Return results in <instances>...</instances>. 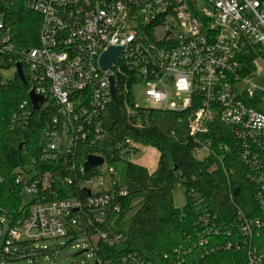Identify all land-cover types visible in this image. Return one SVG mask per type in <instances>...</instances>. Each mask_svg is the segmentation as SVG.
Listing matches in <instances>:
<instances>
[{"label": "built area", "instance_id": "2783aa9c", "mask_svg": "<svg viewBox=\"0 0 264 264\" xmlns=\"http://www.w3.org/2000/svg\"><path fill=\"white\" fill-rule=\"evenodd\" d=\"M22 2L41 15L39 46L20 52L28 93L34 91L45 98L38 111L49 105L59 110L40 141L41 157L70 153L77 141L90 137L101 139L100 117L114 100L111 79L117 96V81L131 77L133 96L134 86L143 84L149 105L169 111L192 109L189 126L193 134L209 133L216 121L233 128L242 161L250 168L248 177L259 186L255 198L264 213V99L258 94L261 88L252 83L257 62H264V0ZM1 16L0 55H5L15 49ZM111 46L122 51L117 61L103 70L101 56ZM249 59L254 68L246 74L242 67L250 69L244 63ZM123 88L128 90L127 83ZM31 109L30 99L23 101L12 117V127H27ZM209 147L210 143L202 146L208 151ZM128 150L123 147L121 152L127 154ZM96 183L86 182L85 199L47 200L50 173L15 170V184L23 198L22 216L11 222L0 203V259L53 255L57 249L39 243L69 238L77 227L81 232L72 243L76 247L86 244L96 264H137L131 254L118 261L96 258L97 239L106 240L109 234H88L87 227L94 222L105 224L111 214L119 213L121 198L127 195L125 188L116 187V181L107 189L99 188L101 181ZM25 195L32 197L30 202H25ZM201 219L205 225L209 220ZM263 225L260 219L239 212L237 226L244 243ZM208 243L200 240V245ZM249 255L255 261V249H250Z\"/></svg>", "mask_w": 264, "mask_h": 264}, {"label": "trees", "instance_id": "16d2710c", "mask_svg": "<svg viewBox=\"0 0 264 264\" xmlns=\"http://www.w3.org/2000/svg\"><path fill=\"white\" fill-rule=\"evenodd\" d=\"M0 15L15 49L0 57L8 68L21 63L26 78V83L16 73L5 78L0 67V203L11 222L22 216L23 206L15 170L50 173L47 200L85 199L86 182L100 179L105 163L125 161V184L116 186L127 190L121 198V211L111 214L105 224L94 222L87 227L88 234H109L106 240L97 239L96 258L118 261L131 254L137 264H264V225L247 243L237 226L239 212L263 223L264 213L255 198L259 186L248 177L250 168L242 161L233 128L216 121L209 133L193 134L189 126L192 109L136 106L131 77H120L117 96L100 117L103 137L77 141L70 153L43 158L40 141L52 128L58 108L49 105L40 111L31 109L27 127H12L13 115L29 99L20 52L39 46L41 15L25 7L22 0L1 1ZM244 63L250 67L243 64L242 71L247 74L254 66L251 59ZM126 83L128 90L123 88ZM206 143H210L208 154L199 160L196 151ZM140 145L152 146L160 153L153 172L131 160L130 155L140 154ZM123 147L129 148L128 155L121 152ZM90 154L104 157L105 162L83 171ZM180 183L187 196L183 208H177L173 199ZM202 216L209 219L206 225ZM79 232V228H73L64 245L71 244ZM204 239L209 243L200 245ZM228 242L232 246L227 247ZM250 249H255L257 260L253 262Z\"/></svg>", "mask_w": 264, "mask_h": 264}, {"label": "rangeland", "instance_id": "374dc122", "mask_svg": "<svg viewBox=\"0 0 264 264\" xmlns=\"http://www.w3.org/2000/svg\"><path fill=\"white\" fill-rule=\"evenodd\" d=\"M0 67L1 74L5 78H11L15 75L16 69L13 67H7V64L3 57H0ZM252 83L256 84L261 88L258 93L264 99V62H257L255 76L253 77ZM246 87H251V84H246ZM134 101L139 107H155L154 105H149L146 97L144 95V85L136 84L134 86ZM178 105L179 102L177 101ZM141 152L139 155L131 156V160L136 163L145 165L150 170H155L160 153L159 151L152 147L146 145H140ZM208 150L202 148L198 150L195 154L197 159H203L207 156ZM103 175L100 179L99 185L100 189H107L110 187L112 181H116L119 185L125 184V172H126V162L118 161L114 164L105 163L102 166ZM96 189V187L94 188ZM32 197L30 195H25V202H30ZM174 204L177 208H183L187 203V196L185 194V186L180 183L176 186L173 192ZM66 239H49L39 243L40 246H46L50 249H57V252L53 255L46 253L42 254L36 258L27 257L22 260L9 261L0 259V263L3 264H96L93 252L88 249L86 244L80 243V247H76L74 243L64 245Z\"/></svg>", "mask_w": 264, "mask_h": 264}, {"label": "water", "instance_id": "95a60500", "mask_svg": "<svg viewBox=\"0 0 264 264\" xmlns=\"http://www.w3.org/2000/svg\"><path fill=\"white\" fill-rule=\"evenodd\" d=\"M122 48L121 47H115L111 46L107 51L103 53L101 56L100 64L101 68L103 70L108 69L114 62L117 61L119 54L121 53ZM16 75L24 82L26 83V78L24 75L23 71V66L21 63L16 64ZM111 92H112V98H116V89L114 87V82L111 79ZM28 97L30 101L32 102L33 109L35 111H38L40 109V106L44 103L45 98L41 95L36 94L34 91H30L28 93ZM23 146V143L20 144V147ZM105 162L104 157L98 156L95 154H90L87 157V160L84 163V171H89L90 169L97 167V166H102ZM238 188L235 191V194L237 193ZM88 194L90 192L88 191Z\"/></svg>", "mask_w": 264, "mask_h": 264}, {"label": "crops", "instance_id": "0c3cea01", "mask_svg": "<svg viewBox=\"0 0 264 264\" xmlns=\"http://www.w3.org/2000/svg\"><path fill=\"white\" fill-rule=\"evenodd\" d=\"M138 164H140V163H138ZM140 165H142V164H140ZM143 166H145V165H143ZM146 167V166H145ZM148 168V167H147ZM155 169V168H154ZM148 170L150 171V172H153L154 170H150L149 168H148Z\"/></svg>", "mask_w": 264, "mask_h": 264}]
</instances>
